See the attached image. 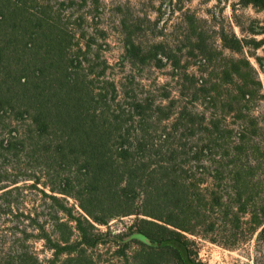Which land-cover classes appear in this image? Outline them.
Here are the masks:
<instances>
[{"label": "trees", "instance_id": "1", "mask_svg": "<svg viewBox=\"0 0 264 264\" xmlns=\"http://www.w3.org/2000/svg\"><path fill=\"white\" fill-rule=\"evenodd\" d=\"M57 1L0 0V115L12 116L0 123V264H97L100 227L126 216L137 237L116 236L122 264H197L189 235L231 246L227 226L263 235L264 142L252 113L263 96L251 61L209 71L216 57L195 14L184 22L186 64L164 41L137 42L124 21L131 72L117 78L96 25L102 0ZM221 38L235 52L249 43ZM167 66L164 84L139 79Z\"/></svg>", "mask_w": 264, "mask_h": 264}, {"label": "rangeland", "instance_id": "2", "mask_svg": "<svg viewBox=\"0 0 264 264\" xmlns=\"http://www.w3.org/2000/svg\"><path fill=\"white\" fill-rule=\"evenodd\" d=\"M56 2L59 1L51 0V4H58ZM102 2V11L98 15L96 25L107 32V41H100L104 44L102 54L112 66L109 73L117 78L131 72V66L123 58L125 55L124 21L128 23L126 31L131 32L137 42L150 46L164 41L168 44L170 51L184 58L183 64H186L189 46L183 40L187 31L184 22L188 13L190 16L195 14L198 25L203 28L210 44V53L216 57L210 67H207L209 71L216 65H223L231 58H248L257 69L262 82L260 94L263 97H259L256 101L252 113L259 122L260 139L264 142V67L256 61L257 56L264 58V45L254 49L251 43L252 40L257 41L264 37L261 34L264 31V9L243 5L240 0H102ZM223 33L229 38H232L234 34L249 43L244 45L241 52H235L224 47L221 38ZM195 60L197 59H189L193 64ZM196 69L197 66H191L189 72H194ZM170 72V66L163 69L144 67L138 74H140V80L151 85L155 82L164 84L169 81ZM3 117L2 119L0 115V123L7 124L12 116L8 113ZM71 202L73 203L72 200ZM135 219L136 216H126L113 220L109 227H100L103 233H107L104 239L108 243L94 251L97 264L125 262L118 256L117 250L122 243L118 244L121 240H118L116 236L123 235L124 242L136 238L137 235L134 233L131 235L129 228L135 223ZM248 219L249 216L245 218V221ZM247 230L248 227L245 224L239 228L227 226L223 229L220 236L231 246L189 235L193 262L197 264H264L262 228L252 233ZM35 246L41 258L52 257V251L46 249L42 242H37ZM131 246L128 254L139 248L135 242ZM178 247L185 256L187 250L181 245Z\"/></svg>", "mask_w": 264, "mask_h": 264}]
</instances>
